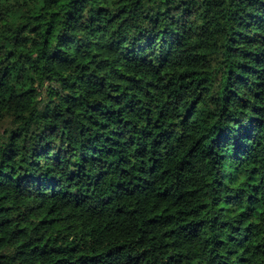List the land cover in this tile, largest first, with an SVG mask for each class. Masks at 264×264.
<instances>
[{
  "label": "trees",
  "instance_id": "obj_1",
  "mask_svg": "<svg viewBox=\"0 0 264 264\" xmlns=\"http://www.w3.org/2000/svg\"><path fill=\"white\" fill-rule=\"evenodd\" d=\"M0 264H264V0H0Z\"/></svg>",
  "mask_w": 264,
  "mask_h": 264
},
{
  "label": "rangeland",
  "instance_id": "obj_2",
  "mask_svg": "<svg viewBox=\"0 0 264 264\" xmlns=\"http://www.w3.org/2000/svg\"><path fill=\"white\" fill-rule=\"evenodd\" d=\"M6 126H7V123L4 122V123H3V126H2V129L5 128Z\"/></svg>",
  "mask_w": 264,
  "mask_h": 264
}]
</instances>
